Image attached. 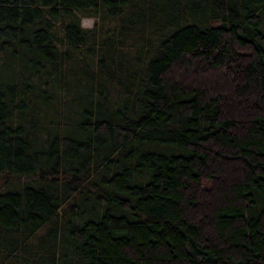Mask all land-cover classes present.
I'll use <instances>...</instances> for the list:
<instances>
[{
	"label": "trees",
	"instance_id": "obj_1",
	"mask_svg": "<svg viewBox=\"0 0 264 264\" xmlns=\"http://www.w3.org/2000/svg\"><path fill=\"white\" fill-rule=\"evenodd\" d=\"M0 264H264V0H0Z\"/></svg>",
	"mask_w": 264,
	"mask_h": 264
},
{
	"label": "rangeland",
	"instance_id": "obj_2",
	"mask_svg": "<svg viewBox=\"0 0 264 264\" xmlns=\"http://www.w3.org/2000/svg\"><path fill=\"white\" fill-rule=\"evenodd\" d=\"M92 23V19L91 18H88V17H85L82 19V24L83 25H90Z\"/></svg>",
	"mask_w": 264,
	"mask_h": 264
}]
</instances>
